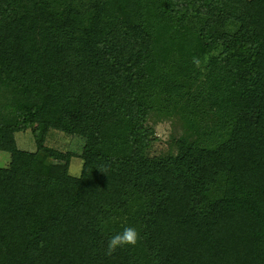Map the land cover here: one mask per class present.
Returning a JSON list of instances; mask_svg holds the SVG:
<instances>
[{"label": "trees", "instance_id": "obj_1", "mask_svg": "<svg viewBox=\"0 0 264 264\" xmlns=\"http://www.w3.org/2000/svg\"><path fill=\"white\" fill-rule=\"evenodd\" d=\"M0 115V264H264V0H0Z\"/></svg>", "mask_w": 264, "mask_h": 264}, {"label": "rangeland", "instance_id": "obj_2", "mask_svg": "<svg viewBox=\"0 0 264 264\" xmlns=\"http://www.w3.org/2000/svg\"><path fill=\"white\" fill-rule=\"evenodd\" d=\"M6 124L7 118L4 115H0V127H5ZM155 132L156 137L158 138V142L156 143V148L158 149L161 147L167 148L168 146L173 145L177 137V133L171 124L166 121H162L156 125ZM15 139L20 150L27 152L37 151V145L31 130L17 133ZM75 142L76 141L73 137L56 130H51L46 140V146L66 153L75 149L73 148ZM10 159L11 156L8 153L0 152V168H6L10 163ZM81 172L82 160L74 157L70 166V174L74 177H78L81 175Z\"/></svg>", "mask_w": 264, "mask_h": 264}, {"label": "clouds", "instance_id": "obj_3", "mask_svg": "<svg viewBox=\"0 0 264 264\" xmlns=\"http://www.w3.org/2000/svg\"><path fill=\"white\" fill-rule=\"evenodd\" d=\"M193 63L199 67L200 60L197 57L193 58ZM140 239L139 232L131 226H126L123 230L115 235L111 236L108 241V250L109 252H114L117 248L124 246H136Z\"/></svg>", "mask_w": 264, "mask_h": 264}]
</instances>
